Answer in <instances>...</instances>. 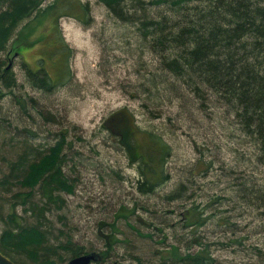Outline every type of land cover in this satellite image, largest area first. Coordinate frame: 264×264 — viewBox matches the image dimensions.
Wrapping results in <instances>:
<instances>
[{"label": "trees", "instance_id": "16d2710c", "mask_svg": "<svg viewBox=\"0 0 264 264\" xmlns=\"http://www.w3.org/2000/svg\"><path fill=\"white\" fill-rule=\"evenodd\" d=\"M46 2L0 0V100L12 94L17 81L11 65L4 64L10 39L17 40L39 18L50 19L54 24L62 18L75 19L83 26L93 22L89 4L81 0ZM97 3L116 28L125 33V47L150 55V62L141 64L146 73L139 93L141 108L146 109L150 121L161 118V107L173 109L176 103L183 114L208 117L212 109H218L229 119L226 129H232L234 140L228 134L226 137L232 145L236 143L234 154L238 158L237 164L228 167L222 164L229 187L226 194L219 196L202 195L194 169L185 180L173 181L168 166L173 156L170 145L155 129L138 128L144 143L141 153L132 158L108 119L102 126L111 138L106 148H115L120 152L119 162L126 160L128 167L135 170L134 184L141 197L161 196L168 203L185 202L181 204L185 205V218L180 215L183 229L187 230L185 246L181 248L174 243L165 246L156 254L161 263L222 264L214 257L212 248H230L233 244L240 245V240L225 236L226 244L220 237L210 241L200 231L215 220L219 226L234 227L229 224L228 213L232 211L254 210L256 217L264 220V0H97ZM56 33L60 38L59 32ZM23 70L24 82L44 95H52L61 85L55 84L40 67L32 70L27 66ZM8 121V118L0 120V133L7 135L11 125ZM16 134L22 139L15 142L18 137L13 134L8 141L14 142L18 152L15 158L5 161L6 170L0 176V191L6 194L15 188L18 191L0 202L3 226L0 253L13 264L23 263L13 255L29 260L30 264H53L50 259L68 264L89 254L97 256L91 264H109L112 249L119 243L116 240L119 219L132 217L135 208L121 206L109 224L100 225L105 233L97 236L103 244L100 252L72 244L67 237L58 244L51 242L48 216L61 211L63 194L73 193L74 186L64 169L68 162L74 161L69 156L76 157V153L62 133L52 146L43 150L30 143L29 137L33 135L29 132L22 130ZM11 149L6 153L0 150V160L11 154ZM212 163L211 160L205 163L200 173L208 174ZM256 175L263 179H257ZM211 203L216 204L215 212L209 209ZM17 207L30 216L32 225L17 215ZM58 219L61 221L63 217L58 215ZM156 230L162 234V228ZM254 251L259 252L258 247Z\"/></svg>", "mask_w": 264, "mask_h": 264}, {"label": "rangeland", "instance_id": "374dc122", "mask_svg": "<svg viewBox=\"0 0 264 264\" xmlns=\"http://www.w3.org/2000/svg\"><path fill=\"white\" fill-rule=\"evenodd\" d=\"M51 1L47 0L46 4ZM81 1L91 9L93 22L87 26L71 18H62L57 24L39 18L17 40L8 41L4 64L11 65L17 81L12 94L0 100V120L8 118L11 122L7 135L0 133V145H3L0 150L6 153L12 148L11 154L1 157L0 176L6 170L5 161L15 158L18 152L14 142L8 141L13 134L18 137L14 139L17 142L22 138L16 132H29L33 135L32 139L29 137L30 143L43 150L52 146L62 133L76 153V157L69 156L74 161L68 162L64 169L74 189L72 194L61 196L64 200L61 211L48 216L50 241L58 244L67 237L72 244L100 252L103 244L97 236L105 235L100 225L109 224L121 206L133 207L136 212L132 217L126 213L127 220L119 219L116 236L119 243L112 249L109 264H162L156 254L165 246L173 243L181 248L185 246L187 230L180 220V215L185 218V205H181L185 202L168 203L161 196L141 197L134 184L135 170L128 167L126 160L119 162L120 152L115 148H106L111 138L102 126L108 119L132 158L141 153L144 143L138 128L155 129L170 145L173 156L168 166L173 181L185 180L194 169L202 195L219 196L226 194L229 187L222 164L226 167L237 164L238 158L234 154L236 143L229 142L234 140L232 129H226L229 119L218 109H212L208 117L183 114L176 103L173 109L161 107V118L150 121L146 109L141 108L139 96L146 73L141 64L150 62L149 53L124 46L125 33L106 17L97 0ZM27 66L32 70L40 67L55 84L61 85L52 95L36 91L23 80V69ZM167 118L172 121L167 122ZM210 160L213 161L210 172L200 173ZM255 177L263 179L260 175ZM15 189L9 194L1 190L0 202L17 193ZM212 203L209 209L215 212L216 204ZM16 213L32 225V219L24 214L22 207H17ZM58 215L63 220L59 221ZM228 216L229 224L234 227L219 226L215 220L200 231L209 240L220 237L225 244L228 242L225 236L240 240V245L233 244L230 248L213 247L214 257L222 264H264V220L256 217L254 210L232 211ZM2 228L0 224V234ZM156 228H162V234ZM13 256L23 260L22 264H30L25 258ZM50 261L66 264L64 260Z\"/></svg>", "mask_w": 264, "mask_h": 264}, {"label": "water", "instance_id": "95a60500", "mask_svg": "<svg viewBox=\"0 0 264 264\" xmlns=\"http://www.w3.org/2000/svg\"><path fill=\"white\" fill-rule=\"evenodd\" d=\"M96 260L97 256L95 254H89L74 258L70 260L68 264H91ZM0 264H13V262L0 253Z\"/></svg>", "mask_w": 264, "mask_h": 264}]
</instances>
